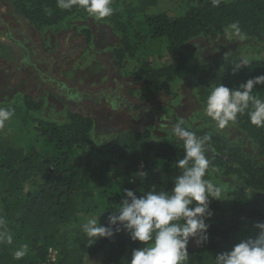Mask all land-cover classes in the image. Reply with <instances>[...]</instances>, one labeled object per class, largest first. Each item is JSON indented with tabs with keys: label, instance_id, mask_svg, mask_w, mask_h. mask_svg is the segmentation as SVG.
I'll use <instances>...</instances> for the list:
<instances>
[{
	"label": "trees",
	"instance_id": "1",
	"mask_svg": "<svg viewBox=\"0 0 264 264\" xmlns=\"http://www.w3.org/2000/svg\"><path fill=\"white\" fill-rule=\"evenodd\" d=\"M15 11L31 26L42 27L55 23L61 15L83 9L78 4L71 9L57 7V0H12ZM118 26L127 31L133 45L123 42L111 54L121 72L126 60L133 58L145 44L158 39L166 41L165 60L160 64L138 61L129 73L159 93L170 94V82L185 69L180 48L196 34H207L233 22L240 28L264 26V0H231L213 6L210 0H199L175 12L134 19L123 0H112ZM90 42L88 30H82ZM238 64V63H236ZM229 64L219 72L209 69L201 76L212 88L221 83L229 89L247 80L264 75V60L252 61L233 74ZM211 75L208 79V73ZM206 80V81H205ZM252 95L264 100V85H257ZM43 107L29 95H22L21 106L7 108L19 118L22 128L35 137L20 147L8 143L0 134V173L6 179L7 196L0 199V232L13 237L9 244L0 240V264H37L44 260L47 249L57 247V264H84L86 258L100 256L99 264H128L133 250L141 247L123 230L112 239H99L95 244L80 227L64 232L76 224L83 212L79 205L93 198L95 191L103 217L101 225H108V217L119 210L125 199L123 191L133 190L139 197L155 188L171 194L174 178L182 170L176 161L183 158V142L178 138L154 145L148 131H123L108 147H101L92 138L93 120L76 112H67L62 124L33 118ZM6 108V107H4ZM251 105L247 111H251ZM247 111L238 116L236 124L247 129L254 139L259 155L264 157V127L250 123ZM199 133V137L206 136ZM206 156L222 177L234 175L247 189L264 193V163L246 158L238 147L228 145L217 135H207ZM81 154V161L75 157ZM121 167L118 174L116 169ZM146 174L145 176L141 174ZM205 179H209L206 175ZM25 186L28 189L25 190ZM213 213L208 241L197 245L189 242L188 264H215L217 254L230 251L239 243L238 236L247 229L246 221L264 223L260 202L252 198L244 206L234 203L225 208L222 201L212 200ZM85 211H89L86 209ZM259 230L255 227L254 238ZM26 246V255L15 258V251Z\"/></svg>",
	"mask_w": 264,
	"mask_h": 264
},
{
	"label": "rangeland",
	"instance_id": "2",
	"mask_svg": "<svg viewBox=\"0 0 264 264\" xmlns=\"http://www.w3.org/2000/svg\"><path fill=\"white\" fill-rule=\"evenodd\" d=\"M213 2V0H210ZM231 0H219L226 3ZM134 19L175 12L199 0H123ZM225 27L205 34H196L180 48L185 69L170 82V94L159 93L142 80L125 73L132 71L138 61L160 64L165 60L166 41L158 39L145 44L127 59L125 72L117 68L111 51L133 41L127 31L117 24L114 13L97 20L84 9L61 17L52 24L34 27L14 9L12 0H0V107L21 106L22 95L41 101L43 107L33 115L43 121L62 124L66 113L76 112L93 120V140L108 147L123 131H148L154 145L177 138L172 126L183 120V127L207 135H217L228 145L238 147L254 163H264L258 147L247 129L229 123L220 129L204 112L206 99L212 89L211 82L200 80L211 68L219 72L242 60L248 63L264 60V26L241 28L245 40L225 38ZM90 33V42L82 30ZM247 63V64H248ZM208 73V79L211 75ZM206 81V80H205ZM4 139L16 147L32 140L19 122L11 118L0 127ZM199 137V136H198ZM82 155L75 157V163ZM122 168L116 169L117 173ZM208 178L222 187L221 200L225 208L234 203L244 206L253 197L258 199L264 212V193L247 189L237 176H220L212 171ZM25 190L28 186H25ZM6 179L0 173V199L7 196ZM75 225L64 232L80 227L90 218L104 219L93 198L81 201ZM88 209L89 211H85ZM247 229L238 236L239 242L254 238L255 222L246 221ZM82 230V229H80ZM83 231V230H82ZM59 252V249L56 247ZM100 256L86 258L85 264H99Z\"/></svg>",
	"mask_w": 264,
	"mask_h": 264
},
{
	"label": "clouds",
	"instance_id": "3",
	"mask_svg": "<svg viewBox=\"0 0 264 264\" xmlns=\"http://www.w3.org/2000/svg\"><path fill=\"white\" fill-rule=\"evenodd\" d=\"M79 5L97 20L110 17L114 9L112 0H57V7L71 9ZM219 0H213L218 6ZM225 38L245 40L238 22H233L224 30ZM246 60L233 66V74L246 67ZM257 85H264V75L247 80L238 88L229 89L222 83L211 89L204 107L207 117L223 129L235 123L238 116L247 111L250 123L264 127V100L252 95ZM14 112L0 107V127L11 119ZM180 120L172 126L173 135L183 142V158L176 161L182 170L173 180L171 194L153 188L144 195L137 196L133 190L125 189V199L120 203L118 212L108 217V225L90 218L82 225V230L94 244L99 239H112L122 230L133 242L142 246L133 250L128 264H188L189 242L197 245L207 243L208 230L213 215L210 209L212 200H221L222 187L205 179L215 171L206 156L205 144L209 136L198 137L195 132L183 127ZM145 176L146 174H141ZM259 230L255 238H248L236 244L230 251L219 253L215 264H264V223H257ZM12 235L0 232V240L12 242ZM16 259L26 255V246L16 250Z\"/></svg>",
	"mask_w": 264,
	"mask_h": 264
},
{
	"label": "built area",
	"instance_id": "4",
	"mask_svg": "<svg viewBox=\"0 0 264 264\" xmlns=\"http://www.w3.org/2000/svg\"><path fill=\"white\" fill-rule=\"evenodd\" d=\"M59 260V252L55 247L47 249L46 256L43 261L37 264H57Z\"/></svg>",
	"mask_w": 264,
	"mask_h": 264
},
{
	"label": "crops",
	"instance_id": "5",
	"mask_svg": "<svg viewBox=\"0 0 264 264\" xmlns=\"http://www.w3.org/2000/svg\"><path fill=\"white\" fill-rule=\"evenodd\" d=\"M85 264V263H84Z\"/></svg>",
	"mask_w": 264,
	"mask_h": 264
}]
</instances>
